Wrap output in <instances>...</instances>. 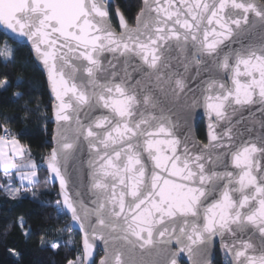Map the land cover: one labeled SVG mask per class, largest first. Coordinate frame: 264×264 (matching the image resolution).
Segmentation results:
<instances>
[{
	"label": "snow or ice",
	"instance_id": "obj_1",
	"mask_svg": "<svg viewBox=\"0 0 264 264\" xmlns=\"http://www.w3.org/2000/svg\"><path fill=\"white\" fill-rule=\"evenodd\" d=\"M113 2L0 0V28L30 44L54 97L45 183L59 181L57 215L70 213L82 233V255L68 264H95L97 240L99 264H179L181 254L211 264L216 238L231 264H264V3L142 0L132 26L116 8L117 32ZM0 58L14 59L7 40ZM198 109L203 144L192 131ZM0 127V169L20 181L3 190L16 200L40 182L41 165L23 130ZM78 151L88 155L83 184L70 180Z\"/></svg>",
	"mask_w": 264,
	"mask_h": 264
},
{
	"label": "trees",
	"instance_id": "obj_2",
	"mask_svg": "<svg viewBox=\"0 0 264 264\" xmlns=\"http://www.w3.org/2000/svg\"><path fill=\"white\" fill-rule=\"evenodd\" d=\"M264 2V0H260ZM130 24L141 8L140 0H115ZM111 22L117 27L114 7L110 6ZM7 40L14 49V59L0 58V80L7 79L11 86L0 90V125L7 126L18 135L21 145L28 149L31 158L41 165L37 169L40 182L31 189L22 191V198L12 199L3 189L11 182L18 184L14 172L7 175L0 170V264H68L82 255L80 236L69 227L65 214L57 215L55 202L57 189L45 183L46 169L43 159L52 148L51 99L43 72L35 65L26 45L14 43L0 32V44ZM23 83L17 86L18 81ZM22 93L17 99L13 94ZM3 129L0 127V135ZM197 136L204 141V125L200 121L196 127ZM32 192L36 193L35 198ZM23 218V227L20 218ZM64 229V231H60ZM28 232L29 235H25ZM41 237L46 243L41 244ZM51 243H57L56 250ZM14 250V251H13ZM213 264H229L215 253Z\"/></svg>",
	"mask_w": 264,
	"mask_h": 264
},
{
	"label": "water",
	"instance_id": "obj_3",
	"mask_svg": "<svg viewBox=\"0 0 264 264\" xmlns=\"http://www.w3.org/2000/svg\"><path fill=\"white\" fill-rule=\"evenodd\" d=\"M141 1V7H142V0ZM260 3H264L262 1L259 0ZM110 6H113L114 7V17H115V20H116V24H117V27H113L115 28V30L117 32L120 31V28H119V20H118V17L115 15V12H116V2L114 0V2L110 5ZM134 23H135V19H134ZM133 24H130V26L134 25ZM0 32L6 37L8 38L5 34H4V30L2 28H0ZM11 40V39H9ZM12 42L14 43H18V42H15L13 40H11ZM18 44H22V45H26L32 55V58H33V61L35 63V65L43 72L44 76H45V81H46V85H47V91H48V94H49V97L51 99V122H52V136H51V141H52V148L54 147V142H53V135L56 133V122H55V118L53 116V102H54V97H53V94L51 92V89L48 85V81H47V76H46V73L43 69V66L42 64H40V62L35 58L34 56V53H32L31 51V47H30V44H28L26 41L23 42V43H18ZM245 115H247V113H245ZM202 121L203 122V125H204V136H205V139L204 141L200 140L197 136V132H196V127H197V124ZM207 123H208V120H207V117L203 114V110L202 109H198L195 116H194V119L192 121V131H193V134L195 136V139L200 142L201 144L203 143H207ZM181 131H185V129H178V134L179 132ZM52 148L50 149L48 155L50 154ZM47 155V156H48ZM46 156V157H47ZM87 161H88V155H87V152L84 151V152H76L75 154V159L70 162V169H69V173H70V180L74 183V184H83V183H86L87 182V171H88V168H87ZM81 162H83V166L81 167ZM42 166L46 169V173H47V177L49 176V172H48V169H47V164L45 162V159H43V162H42ZM54 176V174H53ZM47 183L50 185V186H55L56 189H57V197H58V200H61V196H60V184H59V181L56 180V179H50L47 181ZM74 191L73 189V186L72 184H70L69 186V194H72V192ZM87 202V201H86ZM65 216L68 218L69 222V227L74 230L75 232H77L80 236V248H81V251L83 252V247H82V233L80 232L79 230V226L77 224H75L72 219H71V214L70 213H67L65 214ZM96 246L94 248V255L92 258H90L91 261H94L95 264H99V261L100 259L105 255L104 253V244L102 241H99L97 240L95 242ZM173 250H175V245L173 246ZM216 251L218 252L219 256L222 258V259H226L228 261L229 264H231V257L226 255L222 250H221V246H220V240L219 238H216L215 240V243H214V246L211 250V253H210V260H211V264H213V261L215 259V253ZM179 264H188L187 262V258L185 256H183V254H181L180 258H179Z\"/></svg>",
	"mask_w": 264,
	"mask_h": 264
},
{
	"label": "rangeland",
	"instance_id": "obj_4",
	"mask_svg": "<svg viewBox=\"0 0 264 264\" xmlns=\"http://www.w3.org/2000/svg\"><path fill=\"white\" fill-rule=\"evenodd\" d=\"M0 170H1V169H0ZM2 171H3V170H2ZM3 172H4V171H3ZM9 172H14V171H9ZM14 175H15V172H14ZM15 178H16L17 180H19V179L17 178V176H16ZM11 183H12V185H13L14 187H20L19 184H17V186H15V183H13V182H11ZM25 183H26V182H25ZM7 185H8V184H7ZM7 185H6V186H7ZM6 186H5V187H6ZM3 192H4V190H3ZM4 194H5V192H4ZM77 257H78V256H77ZM77 257H76V258H77ZM76 258H75V259H76ZM75 259H74V260H75Z\"/></svg>",
	"mask_w": 264,
	"mask_h": 264
},
{
	"label": "crops",
	"instance_id": "obj_5",
	"mask_svg": "<svg viewBox=\"0 0 264 264\" xmlns=\"http://www.w3.org/2000/svg\"><path fill=\"white\" fill-rule=\"evenodd\" d=\"M1 170H3V169H1ZM16 176V175H15ZM18 184L20 185V181L18 180Z\"/></svg>",
	"mask_w": 264,
	"mask_h": 264
},
{
	"label": "built area",
	"instance_id": "obj_6",
	"mask_svg": "<svg viewBox=\"0 0 264 264\" xmlns=\"http://www.w3.org/2000/svg\"><path fill=\"white\" fill-rule=\"evenodd\" d=\"M4 133H3V131H2V133H1V135H3Z\"/></svg>",
	"mask_w": 264,
	"mask_h": 264
}]
</instances>
